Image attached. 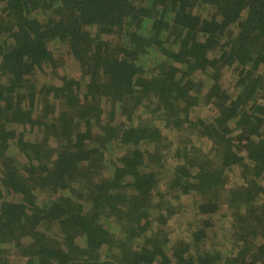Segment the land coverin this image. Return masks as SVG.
<instances>
[{"label":"trees","instance_id":"trees-1","mask_svg":"<svg viewBox=\"0 0 264 264\" xmlns=\"http://www.w3.org/2000/svg\"><path fill=\"white\" fill-rule=\"evenodd\" d=\"M263 184L264 0H0V264H264Z\"/></svg>","mask_w":264,"mask_h":264},{"label":"rangeland","instance_id":"rangeland-1","mask_svg":"<svg viewBox=\"0 0 264 264\" xmlns=\"http://www.w3.org/2000/svg\"><path fill=\"white\" fill-rule=\"evenodd\" d=\"M231 70H227L225 72V77L224 79H227L228 75L230 74ZM73 73V76H75L74 72L71 71V74ZM229 81V80H228ZM205 115V114H204ZM164 134H166V131H164ZM168 139L176 142L178 140V138L176 137V134L171 132L167 134ZM196 138H193V144L197 145L196 142ZM204 145H207L205 147L204 150H207L208 148V144L204 143ZM170 150L172 151V147L170 148ZM175 165V162L172 160H167L165 161V166L164 169H172V167ZM168 166H171L170 168ZM171 170H169L170 172ZM239 173H240V169L237 167H234L231 169L230 173L228 174V180H227V187H225V189H229V188H233L236 185L240 184V178H239ZM169 177L170 173H166L161 171L160 174H158L159 177H162V180H164L165 176ZM264 185V184H263ZM197 195H183L182 197H180V203H181V209L180 211L174 216L172 217L167 225V230L170 236V239L172 240V242L176 239V238H184L185 237V231L188 229V225H193L195 221L199 218L197 217V213H196V203L195 200L198 199ZM172 204L177 205V200H173ZM173 206V205H172ZM228 217H230L229 212L227 211V205H223L222 209L219 210V212L213 216L212 218V222L214 224V227L211 229V231L209 232V237L216 241V242H221L222 237L224 236V234L226 233V229H228V224L226 219H228ZM260 243V241H257Z\"/></svg>","mask_w":264,"mask_h":264}]
</instances>
